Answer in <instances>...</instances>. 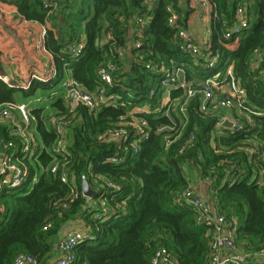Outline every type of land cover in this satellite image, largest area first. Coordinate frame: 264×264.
Returning <instances> with one entry per match:
<instances>
[{
  "label": "trees",
  "instance_id": "obj_1",
  "mask_svg": "<svg viewBox=\"0 0 264 264\" xmlns=\"http://www.w3.org/2000/svg\"><path fill=\"white\" fill-rule=\"evenodd\" d=\"M64 1L60 10L63 30L58 36L47 31L44 37L55 78L47 83L34 80L26 91L1 83L0 104L14 103L19 94L49 92L63 83L67 73L85 91L95 93L102 86L97 75L99 67L115 64L112 85L104 88L106 95L119 98L118 106L101 107L96 113L79 107L67 128L70 144L65 169L75 177L79 190L83 176L93 191L96 187L99 190L92 199L80 196L66 208L59 206L69 194L68 186L60 179L63 160L57 157L59 171L51 173L54 158L49 150L55 135L46 126L45 118L40 117L41 110H33L37 117L35 134L42 146L24 159L28 169L25 183L0 193V264H13L19 254L34 257L38 264H51L57 257L55 245L61 229L75 220L89 229L91 238L76 246L72 264H151L159 247L169 251L175 264H210L209 228L197 224L196 211L190 205L177 202L191 180L204 181L209 175L212 180L208 185L214 191L218 212L231 228L235 209H243L241 225L234 228L236 245L245 253L260 251L264 246V116H253L256 127L250 131L231 133L224 128L216 136V116L201 118L189 112L188 123L179 136L185 120L176 106L169 116L164 115L161 75L147 67L171 60L193 66L192 59L172 43L175 30L167 25L166 2L177 0H158L140 37L135 29L130 34V29L147 11L144 0ZM209 1L218 19L214 20L208 51L219 54L218 70L232 65L234 77L246 91L247 108L264 113V0ZM238 2L244 6L249 22L235 42L222 38L221 21H227L229 26L234 23ZM12 4L22 20L44 24L48 11L42 0H12ZM107 34L112 39L105 41ZM80 35L84 37V47L78 57H73L66 47L78 41ZM136 40L142 42L140 48L133 47ZM199 64L201 67L194 66L196 73L185 70L187 80L211 76L202 60ZM181 94L180 90H170L169 96L173 100ZM198 102L196 97L191 107ZM51 104L57 111L65 110L60 98ZM145 105L150 108L149 114H142L150 126L149 138L140 143L138 154L127 155L124 162H107L120 150L117 144L101 142L98 136L124 114ZM162 127L173 130L158 132ZM13 133L11 126L0 124V145L11 143L13 147L5 152L17 156L22 140ZM191 134L195 138L190 147L187 142ZM167 136L173 140L169 146ZM253 142L259 155L238 149ZM101 179H108L120 190L105 187ZM99 199H105L113 210L107 220L94 217Z\"/></svg>",
  "mask_w": 264,
  "mask_h": 264
},
{
  "label": "built area",
  "instance_id": "obj_2",
  "mask_svg": "<svg viewBox=\"0 0 264 264\" xmlns=\"http://www.w3.org/2000/svg\"><path fill=\"white\" fill-rule=\"evenodd\" d=\"M158 0H144L143 5L147 7V11L141 14L135 21V31L138 37L143 35L144 29L151 21V12L157 5ZM43 8L48 11V15L57 7L56 0H42ZM204 7H212L213 11L211 17L217 20V14L214 7L209 0H201ZM165 11L167 13V25L169 28L175 30L172 43L177 46L180 53L190 57L195 63H199L201 58H204V68L211 72V76L205 77L202 80L189 81L185 77V70L191 67L185 62H176L171 60L167 63H160L157 66H150L148 68L153 73L161 75L160 86L170 92V90H180L182 94L180 97L171 99L170 96L166 98L163 106L165 107L164 115L169 116L170 112L174 110L175 106L185 120L178 135L180 136L185 126L188 123L189 112H193L201 118L215 116V113L222 110L238 109L244 114V117H234L230 121L225 116L218 117L214 128L216 136L222 134L224 128H228L231 133H245L256 127L255 117H262L264 113L250 111L246 106V91L239 84L234 77L232 65L228 66L223 72L217 69L219 63V54H210L206 57L202 56V49L196 45L188 32L183 28L180 22V16L175 8L173 2H166ZM20 23H27L17 17ZM34 24H40L36 21H30ZM248 16L243 5L239 2L236 4L234 10V23L229 26L227 21H221V36L223 39H234L237 41L240 35L248 27ZM41 25V24H40ZM43 28L42 34L45 33ZM112 37L107 34L105 41L111 40ZM142 42L136 40L133 47L140 48ZM39 48H44L42 43L38 44ZM84 47L83 41H75L66 47L67 52L73 56L78 57ZM209 48H206L208 53ZM210 53V52H209ZM121 57L122 54L119 53ZM117 70V66L113 63H108L106 66H100L97 72L101 87L95 93H89L83 89L72 76L67 77L64 83L66 93L62 96V103L65 107L64 111H57L55 115L47 117L52 131L54 132V141L50 155L54 158L50 165V172L57 173L59 171V163L57 157L63 160V169L60 171L61 182L66 184L69 188V194L66 199L59 204L61 208H66L69 203L74 202L80 196L83 197L81 189L77 187L75 177L69 173L64 165L67 159L68 151V137L67 128L72 123L79 107L85 108L89 113H96L101 107H117L119 98L114 95H106L104 86L112 85V75ZM56 71L53 70L50 77H55ZM32 80L45 82L46 79L32 76L31 80L25 85H13L5 77L0 76V84L4 83L10 88H20L28 90ZM67 88H70L69 90ZM73 93V94H71ZM153 95V94H151ZM196 97L199 102L196 107H191L192 102ZM55 97H51L54 99ZM150 108L145 107L139 110H132L127 114L121 116L111 127L104 130L98 136L101 142H113L117 144L118 152L116 155L107 160V162L119 164L124 162L127 155H136L139 153V145L141 142L147 140L150 135V126L147 119L142 114H149ZM140 114V115H139ZM11 124L15 134L22 140V148L20 154L15 156L14 153L6 154L5 149H11V143L0 145L4 153L2 154V161L0 163V193L5 188H16L25 183L28 178V169L24 163V159L32 156L39 145L32 133V127L37 123V117L34 116L26 105L6 103L0 105V124ZM229 123L231 127H227ZM173 128L162 127L158 132L171 131ZM246 131V132H247ZM195 135L191 134L187 145L192 146ZM166 145L169 146L173 140L167 136L165 138ZM253 145V146H252ZM186 146V145H185ZM214 146V145H213ZM256 143H251L250 146H240L238 149L244 150L251 155H259ZM184 148V147H183ZM216 152H220L215 148ZM212 174L213 171H210ZM211 176L204 178L205 183H210ZM103 185L115 191H119L120 187L114 185L108 179H101ZM96 184L98 178L94 179ZM99 187L94 190L97 193ZM180 205L182 203L190 205L196 211V222L199 225H204L210 230L211 241V258L210 264H245L247 263L248 255L238 254L239 247L236 245L235 236L231 225L228 223L226 217L218 212V204L216 202L208 203L199 198L191 183L182 192L177 201ZM113 210L109 207L105 199L98 200V212L95 213V219L102 217L107 220ZM66 229L59 242L57 243V258L51 264H72L75 256L74 249L80 243L91 238L89 229L85 228L82 223ZM257 257L264 260V246L258 251ZM13 264H38V261L27 254H19L15 257ZM151 264H175V260L171 254L164 247H159L153 254Z\"/></svg>",
  "mask_w": 264,
  "mask_h": 264
},
{
  "label": "crops",
  "instance_id": "obj_3",
  "mask_svg": "<svg viewBox=\"0 0 264 264\" xmlns=\"http://www.w3.org/2000/svg\"><path fill=\"white\" fill-rule=\"evenodd\" d=\"M64 2H65L64 0H56L57 7L53 9V11L49 15H47L44 24L40 25L31 22L20 23L19 21H17L18 13L16 8L12 4V0H0V53L2 55V71L0 72V76L5 77L9 82H11L13 85L16 86L19 84L21 85L27 84L31 80L32 76H37L46 79L45 82L38 81L40 83H47L48 81L55 78V77H50L51 73L53 72V70H55V68H54L52 56L44 47L45 35L43 36L42 34L43 31L42 27L45 28V33L47 31H51L57 36L60 35V32L63 30L62 23L64 20V16L63 14H61L60 10H61V6L64 5ZM174 5L179 13L180 22L182 23L183 28L191 36L193 42L202 49V56L206 57L207 55L212 54L206 52V48L207 47L209 48V44L212 41L213 31L215 28V21L211 17L213 11L212 7L202 6L201 0H177V2L174 3ZM66 21L68 22V20ZM134 29H135V24H133L132 29H130V34ZM78 41L84 42L83 35H80ZM39 43H42L44 48H39L38 47ZM231 49H234V46ZM201 60L202 63H205L204 58H201ZM192 61H193V66L191 65L190 68L187 67L186 69L190 70L192 73H196V70H194V66L201 67V65L199 63H195L194 60ZM69 76L71 75L67 73L63 83L60 86L53 88L49 92L43 90H37L31 96H24L19 94L16 96V101L14 103L26 105L31 113L35 109H40L41 110L40 117L42 119L45 118L44 122L46 123V126L49 129H51V126L49 122L46 121V118L55 115L57 112V108L53 107L51 103L56 98L62 99V96L66 93L63 87L67 77ZM196 80H200V79L196 78L193 81ZM56 88H58L57 90L61 95L58 96L55 90ZM164 91L165 92L163 95H165V100H166L170 92L166 89ZM51 97H55V98L51 99ZM143 107H137L134 108L133 110H139L140 108L143 109ZM215 116L217 118L221 116H225L226 118H228V120L232 121L236 116L244 117V114L241 113L236 108L230 110L220 109L215 113ZM6 124L11 126V124L9 123ZM36 125L37 123L33 125L32 133L36 138L37 142L39 143V145H41L42 143L40 142V139H38L37 135L35 134ZM13 134L15 135V133ZM69 144L70 141L68 139V146ZM191 181H192L191 184L193 186V189L195 190V193L199 198H201L202 200L208 203L214 202V197H215L214 191L209 187L207 183L200 180H191ZM86 199H90V198H86ZM242 214H243V209L237 208L235 209V212L232 215L231 223L233 225L232 226L233 233H235L234 230L237 227H240L241 225ZM78 222L80 221L75 220L63 226V228L61 229L58 235V239L55 245L56 252H57V243L61 239L63 232L68 228L75 227V225L79 224ZM233 235L235 236V234ZM237 253L238 254L244 253L248 255L247 263L245 264H264V260L259 259L256 253L255 254L245 253L244 249L241 246H239Z\"/></svg>",
  "mask_w": 264,
  "mask_h": 264
},
{
  "label": "water",
  "instance_id": "obj_4",
  "mask_svg": "<svg viewBox=\"0 0 264 264\" xmlns=\"http://www.w3.org/2000/svg\"><path fill=\"white\" fill-rule=\"evenodd\" d=\"M67 89L69 90L70 88H67ZM71 94H73V93H71ZM226 126L231 127V125L229 123H227ZM3 153H4V150L0 146V163L2 161V157H3L2 154ZM81 191H82L83 196L86 198L92 199L96 196V193L89 187V184H88V182L84 176L82 177V180H81Z\"/></svg>",
  "mask_w": 264,
  "mask_h": 264
},
{
  "label": "rangeland",
  "instance_id": "obj_5",
  "mask_svg": "<svg viewBox=\"0 0 264 264\" xmlns=\"http://www.w3.org/2000/svg\"><path fill=\"white\" fill-rule=\"evenodd\" d=\"M58 88H56L55 90H56V92H57V94H58V96L59 95H61V94H59V91L57 90ZM63 93V92H62ZM164 101H165V95H162V97H161V106L164 104ZM34 105H36V104H34ZM230 112V111H229Z\"/></svg>",
  "mask_w": 264,
  "mask_h": 264
}]
</instances>
